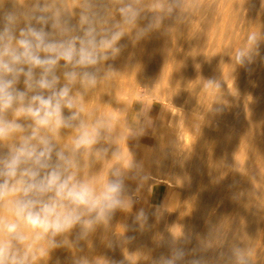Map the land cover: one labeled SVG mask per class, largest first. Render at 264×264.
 <instances>
[{
  "label": "clouds",
  "instance_id": "obj_1",
  "mask_svg": "<svg viewBox=\"0 0 264 264\" xmlns=\"http://www.w3.org/2000/svg\"><path fill=\"white\" fill-rule=\"evenodd\" d=\"M168 19L186 24L187 0H0V264H42L58 248L80 251L79 243L107 230L117 211H132L138 198L127 181L142 187L150 175L120 145L146 133L150 108L133 127L127 102L107 104L111 112L88 104L119 73L111 61L124 51L121 41L136 44ZM261 40L250 32L236 65L250 64ZM105 160L112 163L98 176ZM148 218L141 207L133 223L143 230ZM227 236L223 225L213 229L206 248H223ZM179 238L170 256L152 264H186ZM221 258L253 264L247 246L233 244ZM73 264L96 262L80 256Z\"/></svg>",
  "mask_w": 264,
  "mask_h": 264
},
{
  "label": "rangeland",
  "instance_id": "obj_2",
  "mask_svg": "<svg viewBox=\"0 0 264 264\" xmlns=\"http://www.w3.org/2000/svg\"><path fill=\"white\" fill-rule=\"evenodd\" d=\"M187 3L190 19L186 24L177 26L173 19H168L160 31L150 33L136 44L125 37L121 41L126 45L124 51L114 63L112 61L119 73L112 81L111 87L114 88L109 90V104L117 108L123 107L120 102H127L129 126L132 102L142 100L150 108L146 133L139 140H129L126 145L121 142L120 145L124 157L130 159L128 151H131L134 159H139L138 163L143 153L149 154L150 164L144 166L141 163L150 175L149 185L146 182L145 188L135 180H128L129 192L138 198L130 213L117 211L107 230L99 227L88 241L79 243L80 251L58 248L42 264H73L74 258L80 256L94 260L96 264H152L162 256L171 255L173 237H180L175 246L185 250L186 264L193 260L223 264L221 257L226 256L233 244L249 247L253 255V248L264 228V40L260 41L252 62L243 68L236 65L235 54L245 47L250 32H255L258 38L260 34L264 35V0H187ZM146 23L147 20L141 21L142 25ZM147 49L151 56L147 70L135 68L141 61L143 50ZM210 63L218 67L214 68L213 80L220 87L205 83ZM228 78L231 86L223 87ZM88 107L101 112L112 111L109 106L102 108L95 97L90 99ZM197 118L199 122L194 121ZM191 120L194 121L192 131L189 129ZM219 131L225 138L222 145L212 140ZM171 136L173 143L169 142ZM181 139H187L182 149L179 144L175 145ZM238 146L248 160H256L254 157H257L262 169L258 188H254L259 198L253 197L243 216L239 214L236 203L241 178L237 176L229 180L230 172L226 171L231 150ZM111 163V160H105L98 164V176H103ZM150 186L154 187V192L146 196ZM139 193L145 194L144 198ZM141 207L149 211L143 230L133 223L135 213ZM157 209L159 212L153 215ZM125 225L130 230L124 232ZM221 225L228 236L224 247L218 249V256H213L218 259L214 260L213 249H207L206 245L210 232ZM77 231L74 229L69 238H74ZM126 237L133 239L129 241ZM108 241H111V247Z\"/></svg>",
  "mask_w": 264,
  "mask_h": 264
},
{
  "label": "bare ground",
  "instance_id": "obj_3",
  "mask_svg": "<svg viewBox=\"0 0 264 264\" xmlns=\"http://www.w3.org/2000/svg\"><path fill=\"white\" fill-rule=\"evenodd\" d=\"M204 11V10H203ZM170 20V19H169ZM174 22V21H173ZM264 22V21H263ZM213 23V22H212ZM217 24V23H216ZM260 25V24H259ZM241 27V26H240ZM215 28V27H214ZM242 28V27H241ZM217 29V28H216ZM211 31V30H210ZM154 34V33H153ZM174 35V34H173ZM156 36V35H155ZM177 37V36H176ZM178 38H179V36H178ZM150 39V38H149ZM157 39V38H156ZM182 39V38H181ZM183 40V39H182ZM188 40V39H187ZM178 40H176V42H177ZM148 43L150 42L149 40L147 41ZM153 42H154V40H153ZM159 42V41H158ZM182 42V41H181ZM143 43H144V41H143ZM164 43V42H163ZM150 44H154V43H150ZM149 44V45H150ZM180 44V43H179ZM149 45H147L148 47H149ZM156 45V44H155ZM159 45V44H158ZM157 45V46H158ZM176 45V44H175ZM144 46V45H143ZM142 46V47H143ZM147 46H144V47H146V48H148ZM179 47V46H178ZM140 48V47H139ZM145 48V49H146ZM161 48V47H160ZM172 48H173V46H172ZM171 48V49H172ZM143 49V48H142ZM152 49H154V48H152ZM140 50V49H139ZM177 51H178V49H176ZM133 51V50H132ZM137 51H138V49H137ZM144 52H143V56H142V58H141V61H140V59L138 60V61H140L137 65H136V67L135 68H139V69H144V70H147V66H148V63H149V60H150V54H148V49H147V51L146 50H143ZM152 51V50H151ZM157 51V50H156ZM155 53V52H154ZM165 53H167V51L165 52ZM211 53V52H210ZM125 54V53H124ZM173 54V53H172ZM165 56H166V54H165ZM175 56V55H174ZM122 57V56H121ZM155 57V56H154ZM127 58V57H126ZM130 58V57H129ZM157 58H158V56H157ZM157 58H156V60H157ZM212 58V57H211ZM118 59V58H117ZM128 59V58H127ZM152 59H153V57H152ZM155 59V58H154ZM122 61H123V63H124V60H123V57H122V59H121ZM120 60V61H121ZM127 61V60H126ZM130 61H132V60H130ZM136 62H138L137 60H135ZM173 61V60H172ZM172 61H170L171 62V65H172ZM117 62V61H116ZM111 63H112V61H111ZM113 63H114V61H113ZM112 63V64H113ZM128 63V62H127ZM130 63V62H129ZM128 63V64H129ZM136 64V63H135ZM151 64V63H150ZM175 64V63H174ZM168 65H170V63L168 64ZM175 65H178V64H175ZM180 65V64H179ZM234 65V64H233ZM127 66V65H126ZM125 66V67H126ZM173 66V65H172ZM205 66V65H204ZM209 66V65H208ZM167 67V66H166ZM171 67V66H170ZM170 67H168L169 69H168V71L170 72ZM182 67V66H181ZM184 67V66H183ZM117 71H118V69L116 68V67H114ZM120 68V67H119ZM133 68H134V66H133ZM178 68V67H177ZM197 68V67H196ZM202 68H203V66H202ZM214 68H218V67H213L212 66V64L210 63V66H209V69H208V67H206V69H208L207 70V76L206 77H204V78H206V81L207 80H209V79H213V75H214ZM243 68V67H242ZM130 69H131V67H130ZM150 69V68H149ZM165 69V68H164ZM179 69V68H178ZM204 69H205V67H204ZM203 69V70H204ZM174 70V69H173ZM176 70V69H175ZM135 71V70H134ZM201 71V70H200ZM200 71H199V73H200ZM206 71V70H205ZM204 71V72H205ZM217 71V70H216ZM144 72V71H143ZM176 71H174V73H175ZM198 73V72H197ZM166 74H168V73H166ZM261 74V73H260ZM176 75V74H175ZM116 76H118V74L116 75ZM115 76V77H116ZM149 76V75H148ZM170 75H168V77H169ZM241 76V75H240ZM159 77V76H158ZM180 77V76H179ZM182 77V76H181ZM197 77V76H196ZM226 77V76H225ZM120 78V77H119ZM167 78V77H166ZM174 79V78H173ZM200 79V78H199ZM229 79V78H228ZM166 80V79H165ZM226 82L223 84V87H228V84L230 85V82H231V80L229 79L228 81L227 80H225ZM169 82V81H168ZM207 85H208V83L207 82H205ZM197 84V83H196ZM111 85H113L112 83L110 84V85H108L106 88L105 87H101V89L97 92V94L94 96L96 99H97V103H99L101 106H102V108L103 107H107L108 105L107 104H109V99H110V97H109V90L111 91V89H110V87H111ZM167 85V84H166ZM209 86V85H208ZM212 86V85H211ZM231 86V85H230ZM233 86V85H232ZM113 87V86H112ZM111 87V88H112ZM114 88V87H113ZM204 89H205V87H204ZM210 89H212L211 87H210ZM228 89V88H227ZM115 90V89H114ZM113 90V91H114ZM226 90V89H225ZM112 91V92H113ZM211 92V91H210ZM239 94V93H238ZM112 97H114V95L112 96ZM221 97V96H220ZM117 99V98H116ZM96 102V101H95ZM112 104V103H111ZM106 105V106H105ZM113 105V104H112ZM100 107V106H99ZM108 108H110V107H108ZM105 112V111H104ZM107 112V111H106ZM109 112V111H108ZM234 115V114H233ZM194 121H197V122H199L200 121V119L199 118H197L196 120L194 119ZM194 121H190V127H189V129H190V131H192V128L194 127V125H193V123H194ZM242 122V121H241ZM196 123V122H195ZM197 124V123H196ZM261 124V123H260ZM210 126V125H209ZM217 126V125H216ZM213 127V126H212ZM218 127V126H217ZM230 127V126H229ZM210 128H211V126H210ZM213 128H215V127H213ZM211 129V130H214V129ZM218 129V128H217ZM256 129V128H255ZM159 130V129H158ZM157 130V131H158ZM161 130H162V128H161ZM254 130V129H253ZM257 130V129H256ZM188 131V130H187ZM215 131H216V129H215ZM218 131V130H217ZM255 132L253 131V134H254ZM235 134V133H234ZM252 134V133H251ZM252 134V135H253ZM258 134V133H257ZM260 134V133H259ZM173 136V135H172ZM172 136H171V138H169V142H171L172 141V143H173V138H172ZM186 136H188V135H186ZM157 137V136H156ZM159 137V136H158ZM170 137V136H169ZM189 137V136H188ZM223 137H224V134H222L221 133V131H219V132H217V134H215V136H213V139L212 140H215V142H216V144L217 145H222V143H224L225 141V138L223 139ZM261 137V136H260ZM155 138V137H154ZM161 138V137H160ZM159 138V139H160ZM244 138V137H243ZM242 138V139H243ZM245 138H247V137H245ZM250 138V137H249ZM252 138V137H251ZM158 139V140H159ZM168 139V138H167ZM188 139V138H187ZM187 139H185V140H187ZM261 139H263V138H261ZM157 140V139H156ZM171 140V141H170ZM185 140L184 139H181V140H179L178 141V143H176L175 145L177 146L178 144H179V146L181 147V149H182V147L186 144H184V142H185ZM251 140V139H250ZM250 140H248L247 142H249ZM234 141V140H233ZM241 141V140H240ZM239 141V142H240ZM252 141V140H251ZM168 142V141H167ZM166 142V143H167ZM168 142V143H169ZM174 142H176L175 140H174ZM238 142V143H239ZM246 142V143H247ZM241 143V142H240ZM250 143V142H249ZM248 143V144H249ZM255 143V142H254ZM259 143H260V141H259ZM258 143V144H259ZM174 145V146H175ZM216 145V146H217ZM236 145V144H235ZM239 145V144H238ZM244 145V144H243ZM256 145V144H255ZM248 146V145H247ZM253 146V145H252ZM252 146H251V148H252ZM260 145H258V147H259ZM196 147H197V145H196ZM218 147V146H217ZM220 147V146H219ZM218 147V148H219ZM232 147V146H231ZM231 147H229V148H231ZM249 147V146H248ZM254 147V146H253ZM177 148H179V147H177ZM195 148V147H194ZM213 148V147H212ZM245 148V145H244V147H243V149ZM250 148V149H251ZM180 149V148H179ZM231 149H233V148H231ZM246 149V148H245ZM244 149V150H245ZM178 150V149H177ZM255 150V149H254ZM181 151H183V154H184V150H181ZM186 151V150H185ZM246 151V150H245ZM258 151H259V149H258ZM140 152V151H139ZM204 152V151H203ZM231 157H229L230 159L228 160V164H227V169H226V171H229L230 172V174H228L229 175V180H232L231 178H233V177H239V178H241L240 180H239V182H241V187H240V192H239V194L237 195V198H236V200H237V207L239 208V210H238V212H239V214L241 215V216H243V213H244V209H249L248 207H249V205L251 206V201H253V197H256L257 196V189H254V188H256V186L259 184V182H260V178H261V172H262V169H261V166H260V164L256 161L257 160V157H254V155H253V157L254 158H256V160H254V159H247V158H245L243 155H242V153L244 154V151L242 150L241 151V146L239 147H236V149L234 150H231ZM247 152V151H246ZM250 152V151H249ZM180 153H182V152H180ZM248 153V152H247ZM255 153H257V152H255ZM254 153V154H255ZM196 154V153H195ZM205 154V153H204ZM208 154V153H207ZM259 154V153H258ZM198 155V154H197ZM138 156V155H137ZM141 156H143V157H141V162L140 163H142L144 166L145 165H149L150 164V157H149V154L148 153H143V155H141ZM194 156V155H193ZM248 156V158H249V155L247 154L246 155V157ZM184 157V156H183ZM189 157V156H188ZM195 157V156H194ZM251 157V156H250ZM262 157V156H261ZM252 158V157H251ZM191 159H193V158H191ZM195 159V158H194ZM136 162H138L139 161V159L137 158V159H134ZM199 160V159H198ZM198 160H196L198 163H199V161ZM203 160V159H202ZM201 161V160H200ZM203 163V162H202ZM217 163V162H216ZM207 164V163H206ZM206 164H204L205 166H206ZM226 164V163H225ZM264 165V164H263ZM198 168H201V167H198ZM205 168V167H204ZM203 168V169H204ZM202 169V170H203ZM208 169V168H207ZM172 170V169H171ZM201 170V171H202ZM205 171V170H204ZM214 171V170H213ZM264 171V170H263ZM190 172V171H189ZM210 172V171H209ZM219 173V172H218ZM208 175V174H207ZM216 175V174H215ZM219 176V175H218ZM165 178V177H164ZM201 178H202V180H203V177L201 176ZM213 179V178H212ZM263 179V178H262ZM226 180H228V179H226ZM228 180V181H229ZM158 181V180H157ZM159 181H161V179L159 180ZM162 181H163V179H162ZM207 181V180H206ZM236 181V180H235ZM235 181H233V183L235 182ZM150 182H152V180H150ZM224 182V181H223ZM232 182V181H231ZM230 182V183H231ZM238 182V183H239ZM264 182V181H263ZM155 183V182H154ZM226 183V182H225ZM224 183V184H225ZM237 183V182H236ZM235 183V184H236ZM147 184H148V182H147ZM146 184V185H147ZM152 184V183H151ZM212 184V183H211ZM261 184V183H260ZM149 185V184H148ZM203 185V184H202ZM234 185V184H233ZM239 185V184H238ZM143 186H145V185H143ZM236 186V185H235ZM240 186V185H239ZM260 186V185H259ZM229 187H232V186H229ZM234 187V186H233ZM238 187V186H237ZM261 187V186H260ZM145 188H146V186H145ZM224 188H226V187H224ZM257 188H258V186H257ZM142 190V189H141ZM140 189L138 190L139 192L141 191ZM145 190V189H144ZM226 190H227V188H226ZM236 190H238V189H236ZM137 191V192H138ZM143 191V190H142ZM141 191V192H142ZM147 192H146V196H147V194L149 193V192H154V187H152L151 188V186H150V188H148L147 187V190H146ZM228 191V190H227ZM226 191V193H228ZM235 191V190H234ZM234 191H232V192H234ZM231 192V191H230ZM132 193V192H131ZM235 193V192H234ZM140 194V193H139ZM142 194V193H141ZM140 194V195H141ZM229 194V193H228ZM236 194H237V191H236ZM262 194H264V193H262ZM234 195V194H233ZM233 195H232V197H233ZM261 195V194H260ZM142 196H143V198H144V196H145V194H142ZM230 196V195H229ZM236 196V195H235ZM264 196V195H263ZM263 196H262V198H263ZM231 197V198H232ZM258 197V196H257ZM261 197V196H260ZM234 198V197H233ZM259 198V197H258ZM143 200H146V199H143ZM256 201V200H255ZM154 206V205H153ZM184 206V205H183ZM145 207V206H144ZM187 208V207H186ZM237 211V210H236ZM149 212V211H148ZM118 219V218H117ZM121 219V218H120ZM208 219V218H207ZM211 220V219H210ZM213 220V219H212ZM208 221V220H207ZM207 221H205V222H207ZM204 222V223H205ZM118 223V222H117ZM120 223V222H119ZM208 223V222H207ZM155 246V245H154ZM156 249V248H155ZM254 249V252H253V255H252V259H253V264H262L263 263V255H264V228L262 229V232H261V234L259 235V237H258V239H257V241H256V244H255V247L253 248ZM152 250V249H151ZM220 250V249H219ZM218 251V249H213L212 250V258L215 260V259H218V258H214L213 256H218L217 255V253L219 252H217ZM210 254H211V252H209ZM220 254V253H219ZM211 258V257H210ZM205 260V259H204ZM211 263V262H210ZM215 262H213V264H214ZM224 264V263H223Z\"/></svg>",
  "mask_w": 264,
  "mask_h": 264
},
{
  "label": "crops",
  "instance_id": "obj_4",
  "mask_svg": "<svg viewBox=\"0 0 264 264\" xmlns=\"http://www.w3.org/2000/svg\"><path fill=\"white\" fill-rule=\"evenodd\" d=\"M145 106L146 105L144 104V102L142 100H136V101L132 102V104L130 106V120H129L131 123V126L134 127V126H136V124H138L141 110Z\"/></svg>",
  "mask_w": 264,
  "mask_h": 264
}]
</instances>
